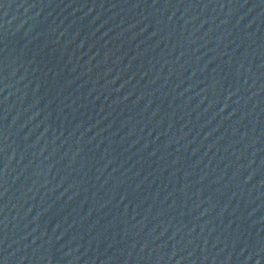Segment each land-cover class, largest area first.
Masks as SVG:
<instances>
[{
  "label": "water",
  "instance_id": "water-1",
  "mask_svg": "<svg viewBox=\"0 0 264 264\" xmlns=\"http://www.w3.org/2000/svg\"><path fill=\"white\" fill-rule=\"evenodd\" d=\"M0 264H264V0H0Z\"/></svg>",
  "mask_w": 264,
  "mask_h": 264
}]
</instances>
